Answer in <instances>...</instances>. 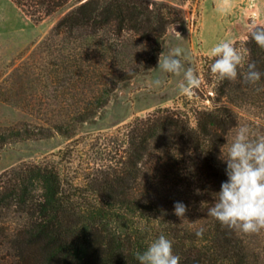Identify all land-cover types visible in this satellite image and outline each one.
<instances>
[{
    "label": "trees",
    "instance_id": "trees-1",
    "mask_svg": "<svg viewBox=\"0 0 264 264\" xmlns=\"http://www.w3.org/2000/svg\"><path fill=\"white\" fill-rule=\"evenodd\" d=\"M70 1L17 3L36 19L67 6L48 38L64 44L53 73L84 83L94 79L93 98L47 125L23 122L0 128V147L54 131L75 135L77 124L94 117L118 84L154 66L169 25L182 18V9L167 1ZM236 47L245 57L241 74L250 62L264 73V49L249 34ZM259 82L264 101V76ZM235 86L245 95L252 84L245 85L241 77L219 79L213 89L218 101L211 108L186 97V109L159 107L137 116L124 127V144L83 183L66 179L61 161L48 156L2 171L0 236L13 251L0 258L11 264H139L135 254L163 234L180 264H255L256 254L239 231L206 215L227 179L220 159L225 135L240 122V110L221 100ZM197 91L205 94L206 89ZM186 197L196 204V215L187 224L173 214L174 203ZM200 228L204 234L197 237Z\"/></svg>",
    "mask_w": 264,
    "mask_h": 264
},
{
    "label": "rangeland",
    "instance_id": "rangeland-1",
    "mask_svg": "<svg viewBox=\"0 0 264 264\" xmlns=\"http://www.w3.org/2000/svg\"><path fill=\"white\" fill-rule=\"evenodd\" d=\"M150 1H167L182 9V18L169 25L159 54L163 51L167 54L175 47L183 48L187 56L185 67L191 66L199 73L203 81L199 89H206L205 94H198L196 90L190 98L195 99L196 105L213 107L218 101L213 89L219 78L210 71L214 62L210 49L221 41L245 40L250 18L264 25V0H232L227 14L218 10L219 0ZM74 2L71 0L68 5ZM66 9L67 6L36 19L17 0H0V128L23 122L47 125L75 111L71 110L75 106L92 100L94 79L84 83L73 75L70 79L67 74L56 77L53 73L54 62L61 61L60 48L64 44L48 38ZM157 67L158 61L147 72L118 84L107 104L94 117L77 124L75 135L54 131L51 136L12 140L0 147V173L24 161L48 156L61 161L66 179L83 183L88 173L94 172L106 157L114 156V149L124 144V127L137 116H147L159 107L179 105L186 109L183 103L189 96L178 88L180 77L153 70ZM156 79L162 81L161 85L154 84ZM241 90L235 86L221 99L241 112L239 125L225 135L226 144L222 146L225 155L239 126L247 125L256 136L264 135L261 83L252 84L248 91L244 90L245 95ZM190 107L191 104L187 109ZM189 114L192 125H196L192 110ZM193 199H182L188 207L182 219L186 224L196 215ZM239 233L246 239L250 252L256 254L255 264H264V229L252 235ZM1 239L0 236V256L13 251L12 244ZM0 264H11V259L7 262L0 258Z\"/></svg>",
    "mask_w": 264,
    "mask_h": 264
},
{
    "label": "clouds",
    "instance_id": "clouds-1",
    "mask_svg": "<svg viewBox=\"0 0 264 264\" xmlns=\"http://www.w3.org/2000/svg\"><path fill=\"white\" fill-rule=\"evenodd\" d=\"M232 8V0H219L218 10L227 14ZM179 34V33H178ZM249 38L264 49V25L250 18ZM214 62L210 71L221 81H236L242 78L245 85L260 81L264 73L256 69V63L246 65V71H239L245 65V57L236 47L234 40L217 43L210 49ZM187 56L181 47H175L167 54L158 56L156 71L180 77L178 88L191 97L202 86V77L191 66L185 67ZM156 79L154 84L161 85ZM220 159L226 164L227 179L221 182L214 203L207 208L206 215L218 221L222 227L240 231L247 235L258 234L264 229V135L256 136L247 125L239 126L228 146L227 154L221 152ZM188 207L182 202L174 203L173 214L181 220ZM202 237L204 229L195 233ZM139 264H180V256L174 254L172 241L161 234L143 252L135 254Z\"/></svg>",
    "mask_w": 264,
    "mask_h": 264
}]
</instances>
